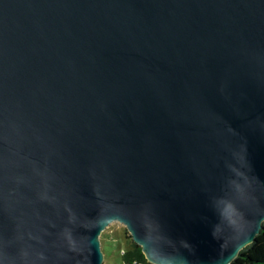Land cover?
<instances>
[{"label":"water","instance_id":"95a60500","mask_svg":"<svg viewBox=\"0 0 264 264\" xmlns=\"http://www.w3.org/2000/svg\"><path fill=\"white\" fill-rule=\"evenodd\" d=\"M231 264L264 226V0H0V264Z\"/></svg>","mask_w":264,"mask_h":264},{"label":"trees","instance_id":"16d2710c","mask_svg":"<svg viewBox=\"0 0 264 264\" xmlns=\"http://www.w3.org/2000/svg\"><path fill=\"white\" fill-rule=\"evenodd\" d=\"M120 255L124 264H151L147 261L142 248L132 240ZM231 264H264V226L256 238V243L247 246L240 257Z\"/></svg>","mask_w":264,"mask_h":264},{"label":"rangeland","instance_id":"374dc122","mask_svg":"<svg viewBox=\"0 0 264 264\" xmlns=\"http://www.w3.org/2000/svg\"><path fill=\"white\" fill-rule=\"evenodd\" d=\"M130 240H133L132 236L123 224L114 222L109 225L102 232L100 239L102 250L105 253L104 264H124L120 254L123 249L127 248Z\"/></svg>","mask_w":264,"mask_h":264}]
</instances>
